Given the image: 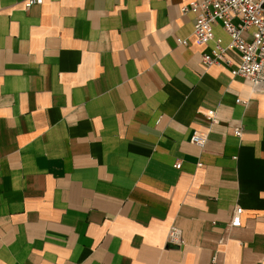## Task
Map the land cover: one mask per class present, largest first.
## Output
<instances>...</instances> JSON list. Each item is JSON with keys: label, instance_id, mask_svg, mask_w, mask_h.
Masks as SVG:
<instances>
[{"label": "crops", "instance_id": "obj_1", "mask_svg": "<svg viewBox=\"0 0 264 264\" xmlns=\"http://www.w3.org/2000/svg\"><path fill=\"white\" fill-rule=\"evenodd\" d=\"M189 2L0 0V264H264V90Z\"/></svg>", "mask_w": 264, "mask_h": 264}, {"label": "built area", "instance_id": "obj_2", "mask_svg": "<svg viewBox=\"0 0 264 264\" xmlns=\"http://www.w3.org/2000/svg\"><path fill=\"white\" fill-rule=\"evenodd\" d=\"M42 3L43 0H25L24 7L29 9ZM182 11L195 14L194 35L197 44L205 46L214 41V47L203 53L205 65L219 62L233 64L231 73L234 77H244L255 89L264 90V0H190ZM218 22L222 23L230 38L227 44L222 38L214 36V25ZM180 42L188 43L187 40ZM231 53L237 55V62L231 61ZM213 115L214 111H209L207 117L213 119ZM241 133V129L235 130L236 135L240 136ZM207 140L208 136L199 132H195L191 138V142L202 149ZM181 166V161L175 164L178 169ZM242 212L241 207L236 208L232 226L242 225ZM168 242L173 245L184 243L179 228L172 227Z\"/></svg>", "mask_w": 264, "mask_h": 264}, {"label": "rangeland", "instance_id": "obj_3", "mask_svg": "<svg viewBox=\"0 0 264 264\" xmlns=\"http://www.w3.org/2000/svg\"><path fill=\"white\" fill-rule=\"evenodd\" d=\"M246 34V33H245ZM246 36V35H245Z\"/></svg>", "mask_w": 264, "mask_h": 264}]
</instances>
